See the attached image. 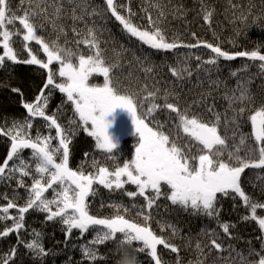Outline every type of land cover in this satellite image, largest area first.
Instances as JSON below:
<instances>
[{"label":"snow or ice","instance_id":"snow-or-ice-1","mask_svg":"<svg viewBox=\"0 0 264 264\" xmlns=\"http://www.w3.org/2000/svg\"><path fill=\"white\" fill-rule=\"evenodd\" d=\"M24 2L21 0V5ZM28 3L31 5L32 0H28ZM65 3L70 6V18L73 21L71 31L80 37L75 40V51L61 46L58 43L59 37L50 43L46 42L38 34L44 24H37L34 19L42 16L55 30L57 21L62 19ZM104 3L106 8L93 7L89 12V0H43V6L38 5L39 11L24 10L23 15H20L19 10H13L12 0H0V68H4L6 62H11L13 65H38L40 69L47 70L46 82L36 96V102L23 103V108L27 110L25 119L13 121L11 127L0 126V134L11 140L7 158L0 164V183L16 179L17 186L26 192L24 206L16 205L18 194H14L13 200L0 210V223L8 220L12 222L11 226L5 224L3 231H0V238L16 233L17 244L24 245L34 264H44L48 255H56L51 249H45L43 232L33 230L30 242L25 241L21 235L25 229V214L32 210L46 214L45 223L52 221L61 225L65 245L72 238L74 230L78 231L77 239L91 232V241L78 246L82 257L89 261L97 260L98 246L112 242L120 261L130 259L134 264H152L153 261L154 264H164L158 253V246H163L164 250L176 254V264H180V248L170 242L171 237L179 234L177 226L167 221H156L161 233L165 228L171 229L170 237L157 234L151 227L155 219L154 211L159 214L160 205L157 202L163 197L170 202L169 207L174 206L192 216L203 215L216 220L224 233L222 237L215 229L201 230V234L207 237V244L202 245L199 241L196 243L198 256L204 259H197L195 264H205L207 256L212 252L220 253L218 260L232 258L231 264H237V261L238 264H264V217H257V209L264 208V203L253 200L242 188V184L247 182V176L255 175L260 181V192L264 195V46L256 50L229 52L222 50L219 44L200 40L195 44L183 45L189 49H199L203 44L204 49H210L214 56L210 55L204 60L202 55H195L197 65L194 69L191 66L192 54L183 60L176 55L174 64L165 61L164 66L179 84V90L175 85L170 89H161L159 81L151 75L157 65L150 63L147 55L141 57L134 53L133 59L140 62L145 82L139 89L129 90L127 86L121 85L117 76L116 70L121 65L118 62L108 63L104 56L106 49L101 47L102 43H107L101 39L103 32L111 34L107 28L108 12L122 26V33L129 38H136L153 50H174L181 45L175 38L169 41L165 30L161 28L163 10L157 19L147 17V25H144L133 23L135 13L130 8L127 16L120 14L118 8H125L126 5L114 0H104ZM155 6L159 7V4ZM49 8L53 10L51 14ZM203 12V20L211 26L214 10L204 9ZM248 14L251 15V12ZM86 16L88 19H85ZM237 20L246 23L247 16L241 12ZM257 20L254 18L253 26ZM17 22L22 26L23 49L28 56L24 59H20L21 53L13 48L12 37L21 35V30L15 28ZM77 22L84 23V29H78ZM60 32L67 35L64 25H60ZM192 35L195 37V33ZM241 35L243 33L237 32L238 39ZM30 41L40 45L46 54V62L32 53V48L26 43ZM229 43L234 47H243L231 40ZM81 44L88 50L87 56L81 51ZM221 58L224 61L242 58L244 61L236 70H230V78L236 79L235 87L228 89L226 82H223L226 89L223 98L228 101L231 116L217 112L214 102L210 105L207 103L206 98L212 96L211 91L181 106V90L193 74L197 84L207 80L215 87L222 83L218 79L212 80V75L220 71ZM54 62L58 68H50ZM253 66L258 71L245 79L244 76ZM99 76L103 77L102 83H94V78ZM256 78H261L258 92H254L251 87ZM149 79L153 81L151 88L148 85ZM57 89L66 96V100L62 98L57 111H63L68 102L73 109L74 118H70L66 126L58 123L55 113L46 115L49 99ZM12 91L19 93L20 89L13 88ZM116 108L127 110L132 117L135 132L139 134V143L130 161H121L113 153L116 144L107 131L110 121L106 117ZM194 108L197 110L194 111ZM161 115L164 116L163 120L159 119ZM37 117L42 118L49 135H42L37 129L35 138H32L30 131ZM246 126L250 129L247 132L243 131ZM53 129L55 135L51 134ZM81 130L94 141L95 150L112 161L114 167L111 170L107 165L100 166L95 155L90 164L93 171L86 172L84 162L75 170L70 167V146ZM229 131L231 136L228 135ZM57 140L58 143L53 144ZM24 150L31 151L25 155ZM84 155L88 156L89 153ZM9 162H12L11 165ZM16 173L20 174L19 178ZM25 177H31L30 185L25 183ZM125 184L134 185L135 190L125 189ZM98 186L108 189L110 194L120 191L122 195L133 198L131 208L122 201L111 202L113 212L110 216L99 218L90 214L100 192ZM49 190L51 198L45 195ZM138 197L143 198V203L136 201ZM226 197L234 201L239 197L245 208L250 210L251 216H244L242 220L257 222L262 232L259 251L251 247V241H246L250 245L247 254L243 250L236 251L231 243L224 246L225 237L229 240L239 239L230 233V228L235 225L219 220L218 205L222 206ZM16 207L18 215L9 216V209ZM104 207L105 202L101 200L100 208ZM132 209L142 218V223L129 220L122 214ZM224 252H228L229 257H224ZM16 254L17 248L13 247L9 255L0 257V264H15ZM141 254L144 255L143 260L139 258ZM66 264H71V257Z\"/></svg>","mask_w":264,"mask_h":264},{"label":"trees","instance_id":"trees-1","mask_svg":"<svg viewBox=\"0 0 264 264\" xmlns=\"http://www.w3.org/2000/svg\"><path fill=\"white\" fill-rule=\"evenodd\" d=\"M119 4L126 5L125 8H118L120 14L127 16L128 8L131 9L135 16L133 17V23H139L147 25V17L151 16L153 19H157L161 10H163L164 16L161 19L160 26L165 30L166 36L169 41L172 39H177L178 43L181 45L178 49L168 50V51H157L149 48L148 45H143L136 38H129L124 33L121 32L122 26L119 25V22L115 20L114 17H111V13L108 12L107 16L109 17L107 28L111 30V34L105 31L103 32L101 39L107 41V43H102L101 47L106 49L104 53L105 59L108 63L118 62L121 65V68L117 69V76L123 82V86L133 85L145 80L144 72L140 67V62H137L133 59V54L137 56L149 57L150 63H155L157 65L155 72L151 75L155 76V79L159 81V84L165 88H171L175 85L179 89V84L175 81V78L171 76L168 68L164 66V62L175 63L176 55H179L181 60L185 56L191 55V66L194 69L197 65L195 60V55H202L204 60H207L210 55H213L210 49H204L203 44L200 45L199 49H189L183 45L195 44L197 40L212 43L213 45L219 44L222 47V50L229 52H235L240 50H256L257 47H260V33L264 32V0H114ZM159 4V7L155 5ZM39 6H43V0H32L31 5L28 3V0H25L24 4L21 5V0H12L13 10H19V14L23 15L24 10H36L39 11ZM93 7L100 8L105 7L104 0H89L88 10L89 12ZM214 10V15L212 17L211 26L203 20V10ZM235 10V11H234ZM53 10L49 8V14ZM249 11L251 15H249ZM243 12L247 16L246 23H240L237 20V17L240 16V13ZM71 11L70 6L66 3L64 4V13L62 14V19L57 21V26L55 30L52 27V24L45 21L42 16L35 17L37 24H44L42 30H38V34L41 35L46 42H51L57 40L59 37L58 43L61 46L71 48L73 51L76 50L75 40L79 39L72 31L71 26L73 21L71 20ZM254 18H258L257 24L253 26ZM85 19H88L86 16ZM233 21H236L233 23ZM98 24L100 21H97ZM18 23V22H17ZM89 27L92 26L91 20L88 22ZM60 25H64V31L67 35H63L60 32ZM76 27L78 29H84V23L77 22ZM237 32L243 33L237 38ZM195 33V37L192 35ZM234 41L243 47H234L229 41ZM262 46V45H261ZM81 51L85 56L89 54L85 45L81 44ZM2 54V50H0ZM222 62L224 61L223 58ZM47 57L45 54L44 62H46ZM238 63V64H237ZM244 63L242 58H237L235 61H229L228 67L231 71L236 70L241 64ZM258 63V62H257ZM56 63L54 62L50 68H56ZM54 66V67H53ZM145 66H148L145 64ZM183 66V65H181ZM230 70L227 72L230 77ZM258 71L256 66H253L249 69L248 74L244 76L247 79L248 75L255 74ZM131 73V76H129ZM187 74L185 73V76ZM194 76V74H193ZM186 81L183 85V89H186L189 83L192 82ZM47 70L40 69L38 65H26V64H11V62H6L4 68H0V126H3L4 118L12 116L14 117L15 111L23 108L24 102L34 101L36 96L39 94L43 84L46 82ZM103 77L99 76L94 78L93 82H102ZM149 82L153 81L151 79ZM208 82V81H207ZM233 82V80H232ZM261 82V78H256L252 83L251 87L254 92H258V86ZM209 83V82H208ZM215 89L214 86H211ZM13 88L20 89V92H13ZM234 88L231 86L229 89ZM62 98L66 100V96L60 93L57 89L51 98L52 108L55 109L56 118L58 123L62 126H66L69 121V110L68 104H65L63 111H57L58 106L61 104ZM226 104L228 101L225 99ZM249 127H245L243 131H249ZM2 137V134H0ZM7 142L5 145L0 142V164L3 163V160L7 158V152L11 147L10 137H3ZM82 136H75L73 138V147L74 156L70 159V167L74 170L82 163H85V171H93L90 167L92 163V156L95 155L96 161L99 162L100 166L107 165L109 169L113 168L114 165L112 161L107 160L104 155H98L88 152L86 149V142L83 141ZM239 140V136H238ZM84 153H89L88 156H85ZM3 182L0 183V210L3 207L7 206V203L11 201L10 198L2 201V194L7 195V192L10 195V190L5 189L6 186ZM94 187H97L94 185ZM100 188L99 195L96 197L91 208V213L99 218H104L110 216L113 212L111 207V202H120L122 201L124 205H127L131 208V202L114 198V196H109L108 193H103V186H98ZM101 200L105 202V207L100 208ZM7 202V203H6ZM16 205L24 206L25 203L16 202ZM18 207L9 209V216L15 217L18 215ZM125 218L129 220H134L137 222H143L141 217L136 215V210L132 209L127 213H123ZM155 216V219L151 222V227L157 234H162L166 237L171 236V229L165 228L163 233H161L160 226L156 223L157 220L163 222L167 221L171 224L177 226L180 230L179 234L171 237L170 242L176 244L180 248L179 256L181 257L180 264H195L197 259H204L202 256H198V253L195 249L196 243L199 241L202 245L207 244V237L201 234L202 229L210 228L201 220L193 222L191 220L190 214L183 211H179L176 215L172 216ZM242 217L238 216V226L241 229H244L247 226L241 220ZM46 221V214L40 212H33L32 210L29 213L25 214V229L21 231L25 241L30 242L32 237L31 233L33 230L37 232H43L44 234V247L46 250L51 249L56 252V255H48L45 258L44 264H66L71 257V264H80L83 261V264H119L120 257L115 254V249L112 242L107 243L106 245H101L98 248V258L95 262L89 261L86 258L82 257L81 252L79 251V243L84 238L77 239L78 231L74 230L72 238L69 240L68 244L65 245V235L61 232V225L58 223H53L52 221ZM11 220H8L4 223H0V231H3L5 224L11 226ZM251 228H247L250 230ZM245 230L244 232H247ZM244 232H238L242 234ZM223 237L224 234L220 233ZM191 239L190 245L188 244V239ZM231 243L236 251H241L247 254L249 247L246 244H242L238 241V247L235 246V241L232 239L229 240L227 237L224 238V246ZM75 246V247H74ZM13 247L17 248V254L14 257L15 264H34L33 258L29 255L28 250L24 247L23 244H17V234L10 233L6 238H0V257H4L10 254ZM255 250H260V244L255 245ZM207 252V248H205ZM158 253L161 255V258L164 264H176V254L170 253V250H164L163 246H158ZM220 253L212 252L211 255H208L205 261V264H231V259L228 260H218L217 256ZM224 257H229L228 252L222 254ZM104 259H100V257ZM143 257V256H142ZM141 257V258H142ZM235 257V253H233ZM144 257L142 258V260ZM154 264V261L152 262ZM238 264V261H237Z\"/></svg>","mask_w":264,"mask_h":264},{"label":"flooded vegetation","instance_id":"flooded-vegetation-1","mask_svg":"<svg viewBox=\"0 0 264 264\" xmlns=\"http://www.w3.org/2000/svg\"><path fill=\"white\" fill-rule=\"evenodd\" d=\"M238 64V63H237ZM236 69L238 68V65L235 67ZM231 82L226 83L228 89L233 86L235 87L236 85V79L231 78ZM213 80V79H212ZM216 80V79H215ZM145 80L143 79L141 82L133 85H128L129 90H137L142 85L144 84ZM148 85L151 88L152 87V82L148 81ZM220 85V84H219ZM215 86V89H213L207 80H205L203 83L197 84L196 81V76L194 74L192 78V82L189 83L187 86V90L182 91L181 90V106H184L185 104L191 103L193 100H198L201 96V94L206 93L208 91L212 92V96L207 97V103L210 105L213 102L215 103V110L217 112H220L222 114L227 115L228 117L231 116V110L228 109V103L226 104L224 97L225 94V86L224 84H221V86ZM158 86L163 89L161 84H158ZM179 90V89H178ZM148 105H145V108H147ZM196 111L197 109H193ZM121 111L123 113H126L127 118L129 119V131L126 132V129H124L122 126L120 127H114L111 128L112 126H109L107 129L109 135L113 139V142L116 144V148L113 150V153L117 155V157L121 160H131L134 157V152H135V146L139 143V134L135 132L134 125L132 123V117L131 115L127 112L126 109L122 108H116L111 114H109L106 119L108 121H112L116 118L117 113ZM159 119L163 120L164 116L161 115ZM222 121H223V116H222ZM125 134V135H123ZM80 136H82V140L86 142V149H88V152L93 153V154H100L104 155L102 153H98L97 150L94 148V141L91 138H88L86 133L81 132L79 133ZM77 135V137L79 136ZM229 136L232 135L231 131L228 133ZM237 142H238V136H237ZM229 144H231V140H229ZM122 163V162H121ZM112 169V168H111ZM110 169V170H111ZM247 173V170H246ZM255 185V186H254ZM260 181L256 178L255 175H248L247 176V182L242 184V188L245 190L246 194L250 195L253 200H257L261 203H264V195L261 194L260 192ZM132 187H135L134 185H131ZM129 202V201H128ZM220 208V216L219 220L222 223H229L235 225L234 228H230V232H238V214L240 212H249L250 210L246 209L244 206L243 201L237 197V199L234 201L230 197L224 198L222 202V206L218 205ZM264 211V208H261ZM177 212L172 211V213H164L157 215L154 213L156 216L164 217V216H169V215H176ZM191 220L193 222L195 221H203L210 229H215L219 233H223L222 229L218 227L217 221L214 219H209L203 215H198V216H192L190 215Z\"/></svg>","mask_w":264,"mask_h":264},{"label":"rangeland","instance_id":"rangeland-1","mask_svg":"<svg viewBox=\"0 0 264 264\" xmlns=\"http://www.w3.org/2000/svg\"><path fill=\"white\" fill-rule=\"evenodd\" d=\"M15 28L21 30V35L19 37H17V36H13L12 37V39L14 41L13 48L15 50H18L21 53L20 57H19L20 59L28 58L27 51L23 49V43L24 42H22V34H23L22 26H20L18 23H16ZM259 39L261 40L260 41V46L261 45L264 46V32L260 33ZM26 43H28L29 46L32 48V53L34 55H36L38 59H41L42 61H44L45 54L43 53V50L40 47V45H37L35 43V41H30V42H26ZM228 63H229V61H223L222 62V59L220 60V71H219V73H214L212 75V79L213 80H215V79L217 80L218 79V80H220L222 82L221 84H224L223 82H226V83L231 82L232 79L230 77H228L229 74L227 73L230 70V67H228ZM51 66L52 65H50V67ZM54 66H56V68H58V64H56ZM120 82H121V85H124L121 80H120ZM97 83H102V82H97ZM221 84L219 86H221ZM185 90H187V89H182V91H184V92H185ZM46 92H47V90H45V93ZM39 94H40V92H39ZM51 98H52V96L49 99V104H48L47 109H46V115H52L53 113L56 112L55 109L52 108L53 105H52ZM35 102H36V99L34 101H31L30 103H35ZM68 110H69V113H70L69 114V119L70 118H74L73 117V109L71 108L70 102L68 104ZM14 115H15L14 117L9 116V117H5L3 119L4 120L3 126L11 127L13 121H23L25 119V117L27 116V110L24 109V108L19 109V110L15 111ZM37 129H39V131L41 132L42 135H49L48 129L42 123V118H39V117L34 119V127L30 131V135L32 136V138H35ZM81 132H83V131L81 130ZM51 134L55 135V129L52 130ZM3 137H4V135H2V137H0V142L3 143V145H5V143L7 141ZM56 143H58V140L57 141H53V144H56ZM24 151H25V155H28L31 150H24ZM70 152H71V154H70V159H71L74 156L73 147H71V146H70ZM11 163L12 162H9L10 165H11ZM33 168H34V165H33ZM19 175H20L19 173H16L17 178H19ZM24 179H25V183L27 185L31 184V182H32L31 181V177H25ZM4 182H9V183H4L5 186H6L5 189L10 190V195L7 192V195H6L7 198H10L11 200H13L14 194H18V197L15 199V201L19 202V203H25L26 202L25 189L24 188H19L17 186L16 179H13L11 181H4ZM125 189H127V190H135V187H132L129 184H125ZM108 192H109L108 189H103V193H108ZM45 195H47L49 198H51V190H49V192L46 193ZM109 196H114V198L122 199V200L129 201V202H131L132 199H133V198L127 197L126 195H122L120 191L112 192L111 194L109 193ZM2 197H3L2 201L6 200L4 194H2ZM136 201L138 203H143V198L142 197H138V198H136ZM157 203L160 205L158 212H160L161 214H163V212L164 213H172V211H174V212L178 213L180 211V210L176 209L174 206L169 207L170 206V202L165 200L163 197H161ZM154 209H155V206H154ZM53 210H55L54 207H53ZM154 213H155V211H154ZM238 216H240V217L249 216L250 217L251 216V212L250 211L249 212H246V211L245 212H240L238 214ZM257 217L258 218L259 217H264V211L261 208L257 209ZM242 221L245 224L247 222V226L248 227H245L244 229H241L238 226V232L239 231L240 232H244L245 230H247V228L248 229L251 228V229L247 230V232H244L242 234H238V237H239L238 241L240 243H242V244H246L248 247H250V245L247 244L246 241H251V247L254 248L255 245L260 244V239L259 238L261 237L262 232L259 230V227H258V224H257L256 221L251 220V219H249L247 221H244V220H242ZM117 235H118V238H119V234H117ZM31 237H32V233H31ZM91 239H92V233L90 232L88 234H85V237L81 240V242L79 244H81V243H83L85 241H91ZM113 246H114V244H113ZM99 247L100 246H98V248ZM142 256L144 257L143 254H141L140 257H139L141 260L143 258Z\"/></svg>","mask_w":264,"mask_h":264},{"label":"water","instance_id":"water-1","mask_svg":"<svg viewBox=\"0 0 264 264\" xmlns=\"http://www.w3.org/2000/svg\"><path fill=\"white\" fill-rule=\"evenodd\" d=\"M118 125L122 126L124 129H126V132L129 131V119L126 116V113H123L119 111L116 115V118L110 122L111 128L117 127ZM118 126V127H120ZM125 135V134H123Z\"/></svg>","mask_w":264,"mask_h":264},{"label":"clouds","instance_id":"clouds-1","mask_svg":"<svg viewBox=\"0 0 264 264\" xmlns=\"http://www.w3.org/2000/svg\"><path fill=\"white\" fill-rule=\"evenodd\" d=\"M119 264H134L130 259H121Z\"/></svg>","mask_w":264,"mask_h":264},{"label":"bare ground","instance_id":"bare-ground-1","mask_svg":"<svg viewBox=\"0 0 264 264\" xmlns=\"http://www.w3.org/2000/svg\"><path fill=\"white\" fill-rule=\"evenodd\" d=\"M232 236L236 237L238 236V232H230ZM224 234V233H223ZM233 241H235V246L238 247V239H232Z\"/></svg>","mask_w":264,"mask_h":264}]
</instances>
